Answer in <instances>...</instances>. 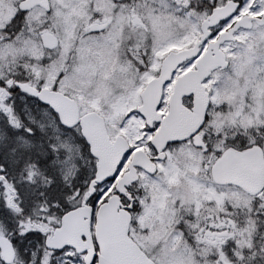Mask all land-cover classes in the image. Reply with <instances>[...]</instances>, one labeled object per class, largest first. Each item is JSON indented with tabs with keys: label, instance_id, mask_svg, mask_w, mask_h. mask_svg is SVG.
I'll list each match as a JSON object with an SVG mask.
<instances>
[{
	"label": "snow or ice",
	"instance_id": "6c2138e0",
	"mask_svg": "<svg viewBox=\"0 0 264 264\" xmlns=\"http://www.w3.org/2000/svg\"><path fill=\"white\" fill-rule=\"evenodd\" d=\"M0 264H264V0H0Z\"/></svg>",
	"mask_w": 264,
	"mask_h": 264
}]
</instances>
